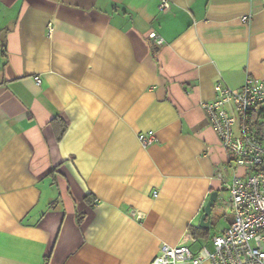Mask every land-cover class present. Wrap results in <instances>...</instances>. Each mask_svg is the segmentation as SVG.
Returning a JSON list of instances; mask_svg holds the SVG:
<instances>
[{
	"label": "crops",
	"instance_id": "0c3cea01",
	"mask_svg": "<svg viewBox=\"0 0 264 264\" xmlns=\"http://www.w3.org/2000/svg\"><path fill=\"white\" fill-rule=\"evenodd\" d=\"M169 3L0 0V264H148L230 224L216 201L191 232L235 171L203 105L264 83V0Z\"/></svg>",
	"mask_w": 264,
	"mask_h": 264
},
{
	"label": "built area",
	"instance_id": "2783aa9c",
	"mask_svg": "<svg viewBox=\"0 0 264 264\" xmlns=\"http://www.w3.org/2000/svg\"><path fill=\"white\" fill-rule=\"evenodd\" d=\"M169 5V0H158L161 11ZM52 30L48 24L47 34L51 35ZM148 37L161 45L162 39L155 33ZM34 80L40 83L38 77ZM261 105L264 83L255 78H246L238 89L215 85L214 98L203 109L207 125L217 135L235 169L230 179H222L227 199L217 197L219 206L230 210L232 220L210 239V245L193 252L187 245L194 243L192 238L175 246L161 244L159 253L148 264H264V130L257 134L249 119L250 113ZM137 140L147 147L156 142V136L152 131L140 132ZM130 216L142 218L135 211H130Z\"/></svg>",
	"mask_w": 264,
	"mask_h": 264
},
{
	"label": "trees",
	"instance_id": "16d2710c",
	"mask_svg": "<svg viewBox=\"0 0 264 264\" xmlns=\"http://www.w3.org/2000/svg\"><path fill=\"white\" fill-rule=\"evenodd\" d=\"M151 52H152V55L154 56L155 55V49L153 48V46H151ZM263 116H264V110L263 109L258 110V111H252L250 113V116H249V119L251 120L250 124H251L252 127H254L256 129L257 134H260L264 130V124L263 123H259V120ZM54 121L57 122L58 119L57 118H53L51 120V124L53 125V127H54V124H53ZM65 131H66V126L65 125L61 126L60 125V131L58 132L57 135L55 134L56 135L55 139H56L57 142H59L62 139ZM214 209H215V204H213V210H212V214H211V219L210 220H212L214 218H217V217L220 218L221 216H223V215L217 216V214L214 212ZM82 219H83V217L81 215L76 216L77 224H80ZM208 231H209V229H200L198 227L191 229L192 234L195 237H197V238H199V237L208 238V235H207ZM50 257H51V254L45 258V264H48V262L50 261Z\"/></svg>",
	"mask_w": 264,
	"mask_h": 264
},
{
	"label": "water",
	"instance_id": "95a60500",
	"mask_svg": "<svg viewBox=\"0 0 264 264\" xmlns=\"http://www.w3.org/2000/svg\"><path fill=\"white\" fill-rule=\"evenodd\" d=\"M218 191H213L210 193L208 200L203 208V213L201 214L198 222V228L208 229L210 225L211 214L213 210V204L217 201Z\"/></svg>",
	"mask_w": 264,
	"mask_h": 264
},
{
	"label": "rangeland",
	"instance_id": "374dc122",
	"mask_svg": "<svg viewBox=\"0 0 264 264\" xmlns=\"http://www.w3.org/2000/svg\"><path fill=\"white\" fill-rule=\"evenodd\" d=\"M258 109H259V110H261V109L264 110V105H261L260 107H258ZM259 123H263V124H264V116L259 120ZM229 179H230V178H229ZM223 195H224V196L222 197V199L225 201V200L227 199V194H226V192L223 193ZM223 209H224V210H229L228 207H226V206L223 207ZM219 225H220V224H219ZM219 225H218V227L220 228L221 225H220V226H219ZM212 233H217V232L213 229V232H212Z\"/></svg>",
	"mask_w": 264,
	"mask_h": 264
}]
</instances>
